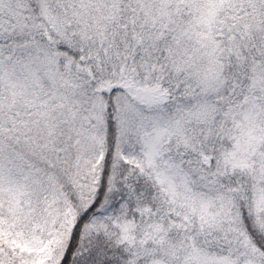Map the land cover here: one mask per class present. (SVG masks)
<instances>
[{"label": "snow or ice", "instance_id": "snow-or-ice-1", "mask_svg": "<svg viewBox=\"0 0 264 264\" xmlns=\"http://www.w3.org/2000/svg\"><path fill=\"white\" fill-rule=\"evenodd\" d=\"M0 264H264V0H0Z\"/></svg>", "mask_w": 264, "mask_h": 264}]
</instances>
